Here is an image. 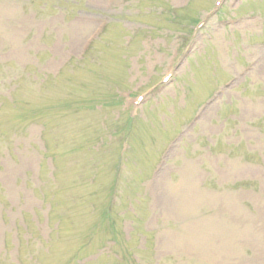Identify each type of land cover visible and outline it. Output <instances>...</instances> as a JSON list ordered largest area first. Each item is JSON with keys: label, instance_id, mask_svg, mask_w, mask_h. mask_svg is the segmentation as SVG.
Segmentation results:
<instances>
[{"label": "rangeland", "instance_id": "rangeland-1", "mask_svg": "<svg viewBox=\"0 0 264 264\" xmlns=\"http://www.w3.org/2000/svg\"><path fill=\"white\" fill-rule=\"evenodd\" d=\"M70 1L0 0V264L86 238L122 152L116 237L140 264H264V0Z\"/></svg>", "mask_w": 264, "mask_h": 264}, {"label": "trees", "instance_id": "trees-1", "mask_svg": "<svg viewBox=\"0 0 264 264\" xmlns=\"http://www.w3.org/2000/svg\"><path fill=\"white\" fill-rule=\"evenodd\" d=\"M71 2L72 1H70V3ZM74 4L75 3L73 2V5ZM171 19L172 21H176L178 18H176V16H173V17L171 16ZM105 140L103 141L102 145L104 144ZM102 148L103 146H101V149ZM118 174H119V166L117 169L115 165L113 173H112L113 181H112L111 193H110L108 204L106 205L104 209H102L101 216H100L101 218L95 222L94 229L92 230V232H90V234L87 235L86 238L77 239L74 247L72 248L70 247L67 250H64L61 253L62 260L60 258L59 261L55 262L56 264H75V263L87 264L89 263L90 260H91L90 263H95V262H98V260L101 257H108L112 261L111 264H131V263L140 264L139 260H137L136 258H133V254L135 255V253L131 247L132 239H134L133 236H131L132 234H130L129 237H126L124 234V237L122 240H119L116 237V233L118 232V230L115 224V216L118 215V212L116 208L117 203H113L112 201H113L114 195L116 194V190H117ZM71 224L73 226V230L76 232L77 230L76 220L71 219ZM102 224H107L112 229L113 235L111 236V238L107 239V241L111 242L112 244L107 249H104L103 252L100 253V256L96 258H90V260L87 261L86 260L88 258L87 250H89L90 248L91 242L93 240V236L101 229ZM61 225H62V222H61ZM59 239H62V234L60 232H58L57 240ZM107 241L106 242L105 240L103 241L104 246L107 245ZM49 249H51V252L55 251L53 247H49ZM141 250L143 249H139V251ZM82 260H84V262H81ZM36 263L42 264L43 261L38 262L37 260H35L34 264ZM47 264H50V263H47Z\"/></svg>", "mask_w": 264, "mask_h": 264}]
</instances>
